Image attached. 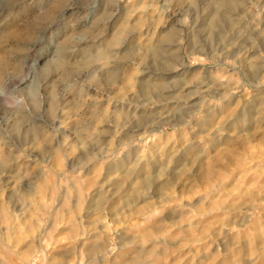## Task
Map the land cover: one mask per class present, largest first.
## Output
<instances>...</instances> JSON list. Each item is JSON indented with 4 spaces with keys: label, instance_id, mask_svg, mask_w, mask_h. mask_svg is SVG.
I'll return each mask as SVG.
<instances>
[{
    "label": "rangeland",
    "instance_id": "1",
    "mask_svg": "<svg viewBox=\"0 0 264 264\" xmlns=\"http://www.w3.org/2000/svg\"><path fill=\"white\" fill-rule=\"evenodd\" d=\"M0 264H264V0H0Z\"/></svg>",
    "mask_w": 264,
    "mask_h": 264
},
{
    "label": "bare ground",
    "instance_id": "2",
    "mask_svg": "<svg viewBox=\"0 0 264 264\" xmlns=\"http://www.w3.org/2000/svg\"><path fill=\"white\" fill-rule=\"evenodd\" d=\"M222 2V1H221ZM217 3V2H216ZM218 4V3H217ZM232 4V3H231ZM216 10V9H215ZM217 11V10H216ZM214 13V12H213ZM218 21V20H217ZM152 45V44H151ZM149 46V45H148ZM125 48H127V47H125ZM159 49V48H158ZM150 50V49H149ZM124 52H126V51H124ZM128 54V53H127ZM146 78V77H145ZM148 78V77H147ZM146 80L147 79H144V81L146 82ZM136 82V81H135ZM147 83V82H146ZM139 84V83H138ZM151 89H152V85H150V83L149 84H146L145 86H143V91L145 92V93H149L150 91H151ZM144 94V93H143ZM23 260V259H22ZM33 260V259H32Z\"/></svg>",
    "mask_w": 264,
    "mask_h": 264
}]
</instances>
